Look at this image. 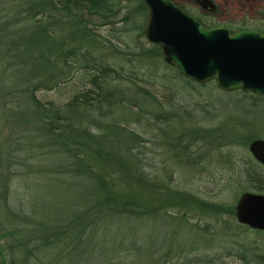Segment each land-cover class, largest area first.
<instances>
[{
    "label": "trees",
    "instance_id": "1",
    "mask_svg": "<svg viewBox=\"0 0 264 264\" xmlns=\"http://www.w3.org/2000/svg\"><path fill=\"white\" fill-rule=\"evenodd\" d=\"M59 3L57 6L50 0H22V3L5 9H11V16H8L9 12L0 17L2 114L26 131L28 142H38L37 153L32 152L35 149L32 146L25 148L27 159L42 158L47 164L36 167L31 173L43 176L48 188L53 187V193L48 194L47 206L60 212V216L64 215L56 225L50 226L45 223L50 222L49 219H42L43 222L39 218L44 212L40 204L30 205L25 216L11 211L8 205L9 180L4 185L1 181V222L6 225L5 235L9 234L8 227L14 228L12 234L17 236V241L15 244L7 243L5 248L9 257L4 260L0 256V264H69L72 251L67 245L81 234L105 233L114 226H117V231L123 225V228L131 227L121 238H131L127 232L134 228V224L148 223L152 217L161 219L164 207L168 210L175 205L180 206L176 211L180 213L179 217L166 213L164 221L181 222L198 233H201L198 227L200 217L192 215L195 212H189L192 205H196L195 209L202 210L201 213L206 216H233L230 206L224 207L171 190L151 180L145 170L152 165L146 154L140 152L143 148L140 135L129 127L139 116L132 109L136 103L139 109L149 105V93L143 84L166 76L163 71L155 74L161 65L162 68L177 71L160 60L158 47L151 43L146 47H136L135 57L130 61L138 68L135 71L127 73L123 66H113L100 55L102 43L92 27L93 23L97 24L95 27L114 23V18L124 10L123 16L119 17L124 30L137 31L141 37L146 14L144 3L141 0H136V4L132 0H62ZM176 6L189 13L181 5ZM194 19L205 27H216L202 17L195 16ZM252 20L255 21L253 25L240 20L232 26L228 25V30L264 33L261 19L255 16ZM25 21L28 22L26 26L22 25ZM124 30L120 29L121 32ZM72 69L80 73V86L68 100L54 105L50 101L42 103L36 99L35 91L51 90L66 83ZM184 80L186 84H193ZM234 92L239 93L241 99L249 100V106H256V101L264 98L240 90ZM217 124L211 128L184 125L181 132L175 131L177 137L173 144L164 141L163 144L169 148L168 156L172 159L183 157L187 166L193 167L199 162L198 156L193 158L185 151L192 145L199 142L206 149L202 151L205 157L212 150L229 147L225 151L226 160L222 161L232 170L234 180L242 184L245 191L264 194V167L250 155L235 159L231 153L232 147L245 146L254 137L244 136L239 121L232 115ZM8 154L4 153L5 156ZM2 162L7 165L9 157ZM58 198L59 201L66 199L59 208L55 205ZM26 216L31 218L33 226L25 230L19 226L28 222ZM188 216L195 223L186 220ZM201 225L206 232L199 238L208 243L202 252L199 251L201 253H195L198 246L178 251L164 246L159 249L158 258L170 261L184 253H191L193 256L188 262L191 260L192 264H215L218 258L209 253L213 248L211 239L207 238L211 233L212 240L219 236L212 231V225ZM26 243L30 244V249ZM219 243L225 244L226 241L215 244ZM16 249L22 252L19 259L13 257ZM151 249L143 264L153 263ZM242 250L244 254L238 257L245 261L247 250L244 247ZM222 255L232 253L227 250ZM259 259L262 261L264 256Z\"/></svg>",
    "mask_w": 264,
    "mask_h": 264
},
{
    "label": "rangeland",
    "instance_id": "2",
    "mask_svg": "<svg viewBox=\"0 0 264 264\" xmlns=\"http://www.w3.org/2000/svg\"><path fill=\"white\" fill-rule=\"evenodd\" d=\"M50 1L58 6L62 0ZM171 1L184 7L191 17H202L205 21L214 23L216 27L227 30L229 29L228 25L232 26L233 23L240 20L247 21V25H253L255 21L252 18L255 16H258L261 23H264V0H209L213 6L212 11L203 9L198 4L199 0ZM20 2L22 3V0H0V17L10 12L11 9L5 11L6 8L9 9L12 5ZM132 2L136 4V0H132ZM123 11L119 13L117 18H114L116 19L114 23L96 27L97 24L93 23L92 27L99 35L102 43L103 48L100 50V55L103 59L115 67L123 66L124 71L128 73L138 69L134 63H130L131 59L133 60L135 57L136 47L138 45L146 47L150 43L143 36L140 37L137 31L124 30L123 22L119 21V17L123 16ZM12 13L10 12L8 16H11ZM27 24V21L22 23L25 26ZM122 28L124 31L121 32L120 29ZM161 66L155 74L158 75L163 71L166 76L153 78L150 80L151 82L148 81L147 84H143L149 93L147 98L150 103L144 109H139L138 103L135 104L136 107L132 110L137 112L139 116L137 119L135 118V122L129 125L130 129L138 133L143 140L141 143L143 148L140 149V152L146 154L152 165L151 168L145 170L148 171L147 174L151 180H156L158 184L166 185L171 190L191 194L195 198L224 207L230 206L233 209V216H206L201 213L202 210L195 209L196 205H192L189 212H195L192 215L200 217L198 227L201 233H198L184 226L181 222L164 221V216L167 214L179 217L180 213L176 211L180 206L175 205L174 208L168 210L164 207L163 212L165 213L161 215V219L152 217L153 219L148 218V223L134 224V228L127 232L131 238H121L125 235V230L131 227L123 228V225L117 231H115L117 226H114L112 227L114 230L110 229L109 232L106 230L105 233L96 232L91 235V233L85 232L81 234L67 245V248L72 251V256H69V264H143L151 247L152 264H192L191 260L188 262V259L193 256L191 253H184L183 256L167 261L158 258L159 249L165 246L178 251L179 249L187 250L198 246L199 249L195 253H201L202 249L208 246L204 238H199L202 235L205 236L206 232L201 223L212 225V231L217 232L216 234L219 236L212 240L211 233L207 238V240L211 239V247L213 248L209 253L213 258H218L215 264H264V259L262 261L259 259L260 256H264V232L250 230L238 224L234 219L235 202L238 196L245 192V189H243L242 184H238L234 180L232 170L223 162L227 157L225 151L229 147L220 151H211L208 148V151L211 152L205 157V153L202 151L206 149L202 148L199 142L192 145L188 150H185L188 154L193 155V158L198 156L199 162L196 160L197 164L192 167L187 166L183 157H177V159L169 157V148L163 144L164 141L173 144L177 137L175 134L178 131L181 132L184 125L211 128L220 120L224 122L225 118L227 119L230 115L239 121L241 126L239 127L244 136L252 135L254 139L264 140V98L257 100L256 106H249L250 101L241 99L242 96L239 93L221 91L212 81L201 86L195 83L186 84L184 78L182 79L174 70ZM79 75V71L72 69L69 72L70 79L66 83L59 84L51 90L39 89L35 91L36 99L42 103L50 101L54 105L64 103L72 93L78 91L80 86ZM2 106L0 100V194L3 193L1 181L4 185L9 180L8 205L11 211L25 216L30 205L40 204L44 212L39 218L41 220L49 219L50 222L45 223L50 226L56 225L57 221L64 215L60 216V212L57 213L56 209L51 210L47 206L48 194L53 193V187L48 188L43 176L31 173V170L36 167L45 166L47 161L42 158L27 159L28 154H26L25 148L32 146L35 148L32 152L37 153L38 142H28L26 131L15 125L10 118L3 116ZM188 116H191L192 119H189ZM16 127L19 128L16 129ZM248 144L232 147L231 151L233 152L231 153L235 159L249 155ZM4 153L9 154L5 156ZM8 157L10 162L4 165L2 161ZM65 201V198L60 199V201L58 198L55 205L59 208L60 204ZM1 209L0 201V215H2ZM169 211L171 212L168 213ZM26 217L28 222L19 226L25 230L29 226H33L30 224L32 220L29 219L31 218ZM189 218L190 216L186 217V220L195 223V220ZM15 224L16 227L17 223ZM5 226L0 218V256H3L4 260L9 257L5 248L7 243L15 244L17 241V236L12 234L14 228L7 226L9 234L5 235ZM18 238L22 241L21 237ZM221 240L228 244H215ZM28 247L30 249V244ZM243 247L247 250L245 251V261L239 259L240 254H244ZM227 250L232 255L223 256L222 254ZM21 255L22 252L18 249L13 253L15 259L21 258ZM88 255L90 259L87 260Z\"/></svg>",
    "mask_w": 264,
    "mask_h": 264
},
{
    "label": "water",
    "instance_id": "3",
    "mask_svg": "<svg viewBox=\"0 0 264 264\" xmlns=\"http://www.w3.org/2000/svg\"><path fill=\"white\" fill-rule=\"evenodd\" d=\"M146 7L142 34L158 47L161 60L195 84L212 81L225 92L264 96V33L205 27L171 0H141ZM203 8L213 6L199 0ZM247 151L264 167V140L249 142ZM234 219L264 232V194L242 192L234 205Z\"/></svg>",
    "mask_w": 264,
    "mask_h": 264
},
{
    "label": "flooded vegetation",
    "instance_id": "4",
    "mask_svg": "<svg viewBox=\"0 0 264 264\" xmlns=\"http://www.w3.org/2000/svg\"><path fill=\"white\" fill-rule=\"evenodd\" d=\"M202 7V6H201ZM203 8V7H202ZM203 9H207V11H209L210 9H209V7L208 6H206V8H203ZM262 166V165H261ZM244 226V225H243ZM249 229V228H248ZM251 230V229H250Z\"/></svg>",
    "mask_w": 264,
    "mask_h": 264
}]
</instances>
